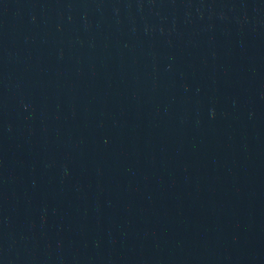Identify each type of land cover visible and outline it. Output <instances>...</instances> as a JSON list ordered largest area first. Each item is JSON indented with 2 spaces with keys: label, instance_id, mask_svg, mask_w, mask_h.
I'll return each mask as SVG.
<instances>
[{
  "label": "water",
  "instance_id": "water-1",
  "mask_svg": "<svg viewBox=\"0 0 264 264\" xmlns=\"http://www.w3.org/2000/svg\"><path fill=\"white\" fill-rule=\"evenodd\" d=\"M0 264H264V0H0Z\"/></svg>",
  "mask_w": 264,
  "mask_h": 264
}]
</instances>
